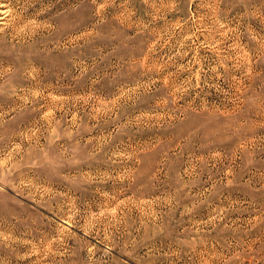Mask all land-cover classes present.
<instances>
[{"label": "rangeland", "instance_id": "rangeland-1", "mask_svg": "<svg viewBox=\"0 0 264 264\" xmlns=\"http://www.w3.org/2000/svg\"><path fill=\"white\" fill-rule=\"evenodd\" d=\"M0 264H264V0H0Z\"/></svg>", "mask_w": 264, "mask_h": 264}]
</instances>
